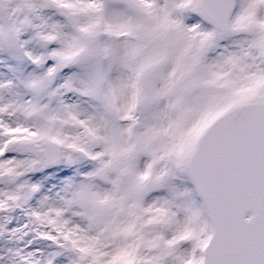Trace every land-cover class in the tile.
<instances>
[{
  "label": "snow or ice",
  "instance_id": "6c2138e0",
  "mask_svg": "<svg viewBox=\"0 0 264 264\" xmlns=\"http://www.w3.org/2000/svg\"><path fill=\"white\" fill-rule=\"evenodd\" d=\"M0 264H264V0H0Z\"/></svg>",
  "mask_w": 264,
  "mask_h": 264
}]
</instances>
